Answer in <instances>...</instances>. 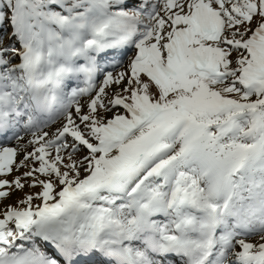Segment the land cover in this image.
I'll return each mask as SVG.
<instances>
[{
  "label": "snow or ice",
  "instance_id": "6c2138e0",
  "mask_svg": "<svg viewBox=\"0 0 264 264\" xmlns=\"http://www.w3.org/2000/svg\"><path fill=\"white\" fill-rule=\"evenodd\" d=\"M0 264H264V0H0Z\"/></svg>",
  "mask_w": 264,
  "mask_h": 264
},
{
  "label": "bare ground",
  "instance_id": "6f19581e",
  "mask_svg": "<svg viewBox=\"0 0 264 264\" xmlns=\"http://www.w3.org/2000/svg\"><path fill=\"white\" fill-rule=\"evenodd\" d=\"M15 198L13 197V200H14ZM9 202H11V201H9Z\"/></svg>",
  "mask_w": 264,
  "mask_h": 264
},
{
  "label": "rangeland",
  "instance_id": "374dc122",
  "mask_svg": "<svg viewBox=\"0 0 264 264\" xmlns=\"http://www.w3.org/2000/svg\"><path fill=\"white\" fill-rule=\"evenodd\" d=\"M5 39H6V37H5Z\"/></svg>",
  "mask_w": 264,
  "mask_h": 264
}]
</instances>
